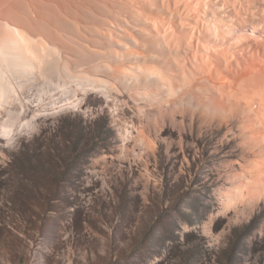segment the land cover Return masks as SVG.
I'll list each match as a JSON object with an SVG mask.
<instances>
[{
    "label": "rangeland",
    "instance_id": "rangeland-1",
    "mask_svg": "<svg viewBox=\"0 0 264 264\" xmlns=\"http://www.w3.org/2000/svg\"><path fill=\"white\" fill-rule=\"evenodd\" d=\"M151 64L157 83L0 61V264H264L255 86Z\"/></svg>",
    "mask_w": 264,
    "mask_h": 264
},
{
    "label": "bare ground",
    "instance_id": "bare-ground-1",
    "mask_svg": "<svg viewBox=\"0 0 264 264\" xmlns=\"http://www.w3.org/2000/svg\"><path fill=\"white\" fill-rule=\"evenodd\" d=\"M0 61L29 65L30 71L20 75L34 78L45 77L46 66H57L49 75L58 79L80 65L82 72L114 78L136 66L151 80L157 75L151 62L160 61L168 71L183 63L196 76L220 77L219 85L227 78L223 83L235 82L239 89L247 87L245 92L255 86L264 109V0H0ZM100 63L127 69L113 73L118 67L110 72L89 67ZM66 64L70 72L61 70ZM171 76L174 87L177 80ZM233 88L228 92L234 94ZM244 124L257 122L246 117ZM247 132L254 142L263 140L258 131Z\"/></svg>",
    "mask_w": 264,
    "mask_h": 264
}]
</instances>
